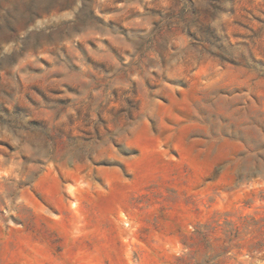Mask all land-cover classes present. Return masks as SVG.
I'll list each match as a JSON object with an SVG mask.
<instances>
[{"label":"rangeland","instance_id":"obj_1","mask_svg":"<svg viewBox=\"0 0 264 264\" xmlns=\"http://www.w3.org/2000/svg\"><path fill=\"white\" fill-rule=\"evenodd\" d=\"M0 264H264V0H0Z\"/></svg>","mask_w":264,"mask_h":264}]
</instances>
